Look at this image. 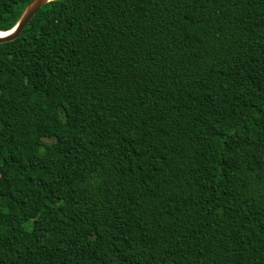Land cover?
Wrapping results in <instances>:
<instances>
[{
  "label": "trees",
  "instance_id": "trees-1",
  "mask_svg": "<svg viewBox=\"0 0 264 264\" xmlns=\"http://www.w3.org/2000/svg\"><path fill=\"white\" fill-rule=\"evenodd\" d=\"M0 264H264V0H53L0 43Z\"/></svg>",
  "mask_w": 264,
  "mask_h": 264
},
{
  "label": "water",
  "instance_id": "water-1",
  "mask_svg": "<svg viewBox=\"0 0 264 264\" xmlns=\"http://www.w3.org/2000/svg\"><path fill=\"white\" fill-rule=\"evenodd\" d=\"M53 0H31L25 7L21 17L19 18L16 27L12 28L11 31H0L5 34L0 35V43L12 41L20 36L25 27L29 24L39 9L45 4Z\"/></svg>",
  "mask_w": 264,
  "mask_h": 264
},
{
  "label": "bare ground",
  "instance_id": "bare-ground-1",
  "mask_svg": "<svg viewBox=\"0 0 264 264\" xmlns=\"http://www.w3.org/2000/svg\"><path fill=\"white\" fill-rule=\"evenodd\" d=\"M5 34L4 32H0V35Z\"/></svg>",
  "mask_w": 264,
  "mask_h": 264
},
{
  "label": "clouds",
  "instance_id": "clouds-1",
  "mask_svg": "<svg viewBox=\"0 0 264 264\" xmlns=\"http://www.w3.org/2000/svg\"><path fill=\"white\" fill-rule=\"evenodd\" d=\"M17 25V24H16ZM16 25L14 26V28L16 27ZM12 29L8 30V31H11Z\"/></svg>",
  "mask_w": 264,
  "mask_h": 264
}]
</instances>
